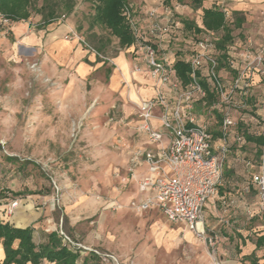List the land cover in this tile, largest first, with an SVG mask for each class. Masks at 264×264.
I'll list each match as a JSON object with an SVG mask.
<instances>
[{
	"label": "rangeland",
	"instance_id": "1",
	"mask_svg": "<svg viewBox=\"0 0 264 264\" xmlns=\"http://www.w3.org/2000/svg\"><path fill=\"white\" fill-rule=\"evenodd\" d=\"M130 1L142 31L154 10L162 23L183 27L171 28L161 46L162 58L171 63L191 59V34L183 22L202 25V8H196L192 0ZM231 3L204 0L203 6L223 9L232 23L235 10ZM67 4L73 5L70 12ZM51 9L56 17L45 23L44 14ZM94 12L92 0H39L33 4L31 17L18 22L25 27L22 34L16 32L17 22L0 23V200L31 199L36 203L40 196L43 206H48L56 184L60 203L51 211L52 219L79 242L112 253L124 263L214 264L207 244L186 226L170 222L158 210L140 211L137 207V170L145 163L138 164L135 153L152 145L138 132V104L149 98L133 101L134 89L148 86L136 75L146 74L155 92L156 86L144 55L132 45L122 47L118 38L102 27H94ZM242 14L245 23L234 31L235 41L228 47L227 66L220 75L230 88L238 70L246 69L248 96L236 92L234 101L246 102L247 98V107L232 113L240 128L233 130L230 138L232 147L225 165L228 175L224 173L219 193L222 199L216 198L206 218L209 231L221 236L219 257L223 260L231 258L237 243L245 246L264 234L257 194L246 192L254 169L245 164L253 161L257 165L261 148L248 141L245 132L258 137L264 127V62L258 67L251 63L264 52V8ZM66 24L74 27L62 39L76 41L84 51L97 56L94 64L87 63L89 73L70 63L67 55L55 58L58 51L54 53L47 43L49 33ZM32 35L39 37L38 44L27 43L26 37ZM43 35L47 39L41 43ZM120 55L131 63L129 77L114 60ZM216 55L220 58L219 51ZM137 66L143 68L142 73L136 72ZM196 110L200 123L213 135L220 133V119L213 108L203 104ZM237 132L244 134L245 144L235 141ZM219 138L214 137L215 146ZM240 245L235 254L241 253ZM259 250L256 258L264 264V247Z\"/></svg>",
	"mask_w": 264,
	"mask_h": 264
},
{
	"label": "built area",
	"instance_id": "2",
	"mask_svg": "<svg viewBox=\"0 0 264 264\" xmlns=\"http://www.w3.org/2000/svg\"><path fill=\"white\" fill-rule=\"evenodd\" d=\"M124 14L135 37L132 46L144 55L148 73L156 86L154 96L138 104V131L146 134L152 147L139 149L135 153L136 162H144L148 167L145 175L136 178L139 190L150 193L138 201L137 207L140 211L158 208L170 222L186 224L197 238L207 244L214 264H223L219 257L221 236L207 228L205 208L211 199L217 197L223 183L225 165L232 147L230 138L233 130L239 127L232 113L247 107V98L246 102L242 99L235 102L234 94L239 92L241 97L248 96L249 75L246 69H239L238 76L228 88L218 70L215 34L205 31L201 35L191 36L188 41L194 53L187 61L192 68V80L185 85L177 76V59L171 63L159 55L172 29L183 28L180 23H176V27L164 24L154 10L149 13L150 24L142 31L131 6L125 9ZM170 16L173 18L174 14L170 13ZM10 21L0 12V23L7 25ZM263 62L264 52H260L251 63L258 67ZM203 69H206V73H203ZM136 72L142 73L143 68L137 66ZM201 79L207 81L217 96L211 108L218 110L222 116L218 146H215L213 134L205 124L200 123L197 114V105L205 101L208 94ZM261 135L264 139V127ZM235 141L245 144L244 134L237 132ZM260 151L257 165L253 161H245L246 166L254 169L246 192L256 191L259 210L264 215V142ZM52 202L60 203V197H54ZM19 205L17 199L8 203L0 201V210L4 209L6 217H11ZM249 214L251 218L254 217L251 212ZM58 234L64 245L78 253L81 259L92 256L99 264H134L124 263L112 253L79 242L62 228Z\"/></svg>",
	"mask_w": 264,
	"mask_h": 264
},
{
	"label": "trees",
	"instance_id": "3",
	"mask_svg": "<svg viewBox=\"0 0 264 264\" xmlns=\"http://www.w3.org/2000/svg\"><path fill=\"white\" fill-rule=\"evenodd\" d=\"M39 0H0V12L13 22L28 20L31 17L33 4ZM49 3L50 0H43ZM196 8H202V25H198L192 21L185 20L183 22L185 30L191 34L190 36H198L201 33L208 31L214 33L216 37L217 49L220 53L218 58L219 72L227 66L228 47L235 41L234 31L241 29L245 23V17L242 12L235 11L232 23L229 22L225 11L219 7L212 6L206 8L203 6L204 0H192ZM94 7V14L92 18V25L100 26L119 40L122 47L133 45L135 37L131 30L129 21L125 16V9L129 6L134 10L135 5L130 0H92ZM67 10L70 12L73 5L67 4ZM44 11L46 9L44 8ZM43 13V11L41 10ZM44 14V13H43ZM56 17L55 9H51L47 14H44L45 23H49ZM177 76L188 85L191 78V65L184 59H178L175 63ZM232 71L236 73L233 69ZM200 74V73H199ZM203 87L207 91V98L200 102L199 105L211 107L217 100V96L209 88L205 79H201ZM205 102V103H204ZM216 114L220 119L222 116L217 110ZM240 128V127H239ZM221 136L220 133H214L213 137ZM248 141L256 142V145L261 147L264 139L261 136H252L245 132ZM258 150V156L260 154ZM225 173V172H224ZM228 173H225L227 176ZM256 192V191H254ZM6 215L4 209L0 210V241L5 251V259L2 264H43L48 261L51 264H99L96 258L87 256L83 259L76 252H73L64 245L62 237L58 232L49 234L45 243L37 245L34 241V228H17L5 221ZM4 218V219H3ZM257 248L264 246V236H260L256 240ZM252 261V264H258V260L254 257H247Z\"/></svg>",
	"mask_w": 264,
	"mask_h": 264
},
{
	"label": "crops",
	"instance_id": "4",
	"mask_svg": "<svg viewBox=\"0 0 264 264\" xmlns=\"http://www.w3.org/2000/svg\"><path fill=\"white\" fill-rule=\"evenodd\" d=\"M231 5H232L231 8L233 10L239 11V12H248V11L252 12L253 10L261 11L264 8V0H232ZM206 8H210V7H206ZM16 24H17L16 32H18V34H22L24 32L25 27L23 26L22 23L17 22ZM73 27H74L73 24H66V25L60 26L53 33H49V36L51 37L49 38L47 43L51 45V48L54 53L58 51L55 58L59 60L63 58L62 54L67 55L66 59L69 58L70 63L77 65L80 70L89 73L88 68L90 66L87 63L94 64L97 59L96 54L90 53L89 50L84 51L83 47H81L79 43L76 41H66L62 39L63 35L66 34L67 30L70 29L72 31ZM43 39L46 40L47 39L46 36L43 35L41 37V43ZM25 40L27 41L28 44H31V43L38 44L39 43V37L37 35L28 36L26 37ZM114 60L119 66V68L121 69L123 75L128 76V77L131 76V70H130L131 63L124 55L123 56L120 55ZM136 76H137V79L144 80L146 83H148L147 84L148 86H145L143 90L134 89L136 97L134 96L135 99L132 98L133 101L140 100L141 98L145 99V98H150L154 96L155 94L154 87L150 79L146 77V74H143V75L138 74ZM115 81L118 83V79H115ZM141 135L147 138L145 133H142ZM140 163L141 162H138V164ZM137 172L140 173L139 175V178H140L148 172V167L146 166V164H142L140 168H138ZM136 188H137V194H136L137 201L143 200L144 198L150 195V193L148 192H141L139 190L138 184ZM54 191H55L54 197L59 196L60 188L56 184L54 186ZM219 193H220V189H219ZM219 193L217 197L211 199L207 203L206 208H205L206 218L208 216L207 211L211 207V205L215 203L216 198H218V200L222 199L220 198ZM37 198L38 199L36 200H38V202L36 203H33L32 202L33 200L31 199L29 200L18 199L20 201V206L16 209L15 213L11 217H5V219L4 218L3 219L17 228H27V227L34 228V241L36 242L37 245H40L47 241L50 233L58 232L61 226H58L56 225V223H54L52 219V215H51V211L56 209L58 207V204L51 201V203L48 206H43V203H42L43 201L40 198V196ZM1 202L5 203L4 201H1ZM38 204H41V207L36 208V205ZM44 204H46V202ZM45 207H48V209H45ZM151 210H158L162 213V211L158 208H154ZM178 225H184L189 229V227L186 224H178ZM261 236H264V234ZM256 240L252 242L249 241L245 246L237 243V245L235 246L236 247L235 250L237 249L238 245H240L239 251H241V253L235 254V250H233L234 252L231 253L232 256L230 259L223 260V258H221L223 264H252V261L250 259H247V257L252 256V258L254 257L255 259H257L256 257H257L258 252L260 251L259 249H262L264 247L262 246L260 248H257ZM4 259H5V251L0 241V264L3 263ZM28 264H31V263H28ZM43 264H51V263H49L48 261H44ZM258 264H259V261H258Z\"/></svg>",
	"mask_w": 264,
	"mask_h": 264
}]
</instances>
